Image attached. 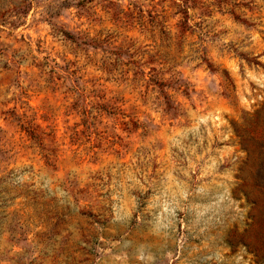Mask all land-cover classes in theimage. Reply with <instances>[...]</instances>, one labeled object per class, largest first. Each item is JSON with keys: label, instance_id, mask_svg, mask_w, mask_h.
I'll use <instances>...</instances> for the list:
<instances>
[{"label": "rangeland", "instance_id": "1", "mask_svg": "<svg viewBox=\"0 0 264 264\" xmlns=\"http://www.w3.org/2000/svg\"><path fill=\"white\" fill-rule=\"evenodd\" d=\"M81 1L0 0V264H264V0Z\"/></svg>", "mask_w": 264, "mask_h": 264}, {"label": "trees", "instance_id": "2", "mask_svg": "<svg viewBox=\"0 0 264 264\" xmlns=\"http://www.w3.org/2000/svg\"><path fill=\"white\" fill-rule=\"evenodd\" d=\"M83 1L84 0H82L81 2H83ZM24 6L25 7L20 6V7L14 8V12L19 15V17H18V23H16V25L21 24L22 21L20 20V18L25 17L27 15V13H28V8L26 7V5H24ZM66 34L69 35L68 32Z\"/></svg>", "mask_w": 264, "mask_h": 264}]
</instances>
